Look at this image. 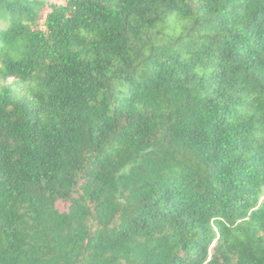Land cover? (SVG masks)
Returning a JSON list of instances; mask_svg holds the SVG:
<instances>
[{
	"label": "trees",
	"instance_id": "1",
	"mask_svg": "<svg viewBox=\"0 0 264 264\" xmlns=\"http://www.w3.org/2000/svg\"><path fill=\"white\" fill-rule=\"evenodd\" d=\"M0 264H264V0H0Z\"/></svg>",
	"mask_w": 264,
	"mask_h": 264
},
{
	"label": "rangeland",
	"instance_id": "2",
	"mask_svg": "<svg viewBox=\"0 0 264 264\" xmlns=\"http://www.w3.org/2000/svg\"><path fill=\"white\" fill-rule=\"evenodd\" d=\"M40 1H45V0H40ZM49 1L56 2V1H59V0H49Z\"/></svg>",
	"mask_w": 264,
	"mask_h": 264
}]
</instances>
